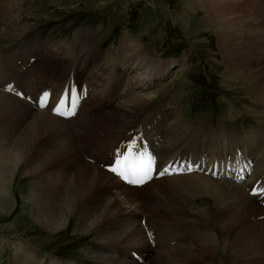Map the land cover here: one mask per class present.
Listing matches in <instances>:
<instances>
[{"label": "rangeland", "instance_id": "rangeland-1", "mask_svg": "<svg viewBox=\"0 0 264 264\" xmlns=\"http://www.w3.org/2000/svg\"><path fill=\"white\" fill-rule=\"evenodd\" d=\"M221 1L233 4V11L223 16L216 15L215 11L209 10L210 0H0V52L4 49L18 51L16 49H22L21 47H30L28 53L17 59V70L14 68L15 74L11 70L8 81L20 89L23 98L7 89L6 92L27 102L31 88L36 83L49 82L57 96L67 79L74 78L78 83L86 81L90 91L88 90L76 114L65 119L66 128L74 143L77 141L75 145L80 154L78 156L82 157L80 160L86 161L85 163L92 161L97 169L103 171L106 170L97 162L103 160L104 164L110 159L107 155L117 147V143L127 140L130 137H126L130 133L128 131L133 129L132 134L137 130H144L146 137L147 134L153 135L148 131L150 127L151 130L156 129L158 140L159 136L162 140V135H173L174 131L188 139L194 135L190 131L194 121L198 122L199 130L208 131L221 123L230 128L229 135L235 133V136L243 137L250 133V137L255 130L264 131V0ZM230 36L239 41L238 47H242L240 51L246 53L247 59L241 62L240 67H252L254 74H240L238 69L241 68L236 66L231 70L227 69L228 61L233 57L231 52L227 53L229 50L222 41ZM133 43L142 50L145 47L151 58L159 59L160 69L172 60H179L182 66L173 72L169 67L171 70H168L164 78L144 89L133 88L134 94L138 92L152 95L142 104L124 108V104H119L124 98L131 96H124L127 92L125 85L131 83V77L139 81V75H143V66L130 71L122 60L134 48ZM4 53L2 55L6 54ZM257 119H261L263 124L259 126ZM103 121H106L104 125L110 123L111 129L114 128L109 134H106L109 131L99 125ZM155 137L153 136L154 143L158 146L159 141ZM6 143L2 136L1 150L6 149ZM253 148L258 151L262 146ZM261 159H264V151L252 157L255 163L253 174L239 184L261 176V168L264 170V166L258 164ZM257 164L259 168L256 167ZM23 165L15 172L11 183L7 184L5 197L0 199V237L3 238L0 244V264H8V241L13 242L14 239H27L45 252L57 250V256L61 260L85 257L84 248L95 242V236L102 233L95 227L89 230L79 229L75 217H70L59 230L46 229L36 223L30 215L32 199L28 196L33 181ZM75 169L74 167L72 171L75 172ZM170 176L160 177L164 181L153 185L148 184L150 181L141 186L128 185L133 189L132 194H137L124 203L136 212L135 228L133 225V234H125V238L122 236L118 243L122 249L142 255L144 261L140 260L141 263L138 264H150L155 259L165 261V251L177 252L175 248L178 245L182 247L183 240L191 241L205 227H215V202L203 194L183 196L178 202H171L165 189V177ZM146 184L150 188L158 187V190L151 194ZM246 193L253 204L251 202L244 205L242 202L237 210L227 212H241L235 227L248 225L260 228L256 231L251 228L244 230L249 241L261 248L257 250V255L252 254L247 258L264 260V207L257 202L255 196H249L247 190ZM118 198L123 201L121 196ZM155 201L160 203L159 206L155 205ZM107 215L104 214V218H101L103 226L109 221L103 220ZM165 220L167 223H164ZM166 226L170 228H165ZM214 230L219 232L216 228ZM149 233L155 235L153 244L149 242ZM180 235L182 238L178 239ZM199 246L201 244L197 247ZM223 246L219 239L213 256L208 257L206 264H224L229 249L222 248ZM171 247L175 248L170 250ZM174 261L172 264L183 263V260Z\"/></svg>", "mask_w": 264, "mask_h": 264}, {"label": "bare ground", "instance_id": "bare-ground-1", "mask_svg": "<svg viewBox=\"0 0 264 264\" xmlns=\"http://www.w3.org/2000/svg\"><path fill=\"white\" fill-rule=\"evenodd\" d=\"M210 1L209 10L215 11L216 15L223 16L234 9V5L231 3L228 4L227 2L221 0ZM222 38L225 39L224 37H221V39ZM223 42H225L226 48L229 50L227 53L230 54L231 52L233 57L232 60H230L231 58H228L229 64L227 69L231 70L233 66L241 68V62L247 59V57L245 52L240 51L242 47H238L239 41L230 36L222 41V43ZM133 45L135 46L131 52L124 55L125 57L122 60L126 62V64H123L130 71L137 69L138 66H143V75H139V81H135V77H131V83L125 85L127 92L124 96H131L124 98V103L121 102L119 104V106L124 104V108L129 105L142 104L152 95L151 93L139 94L138 92V94H134L132 90L133 88L137 87L144 89L145 87L154 84L156 80L164 78L165 74H168V70L172 69L173 72L182 66V63L179 60H172L167 62L166 66L163 65L160 69L159 63L161 62L159 59L151 58V56L145 51V47L144 50H142L137 44L133 43ZM21 48L22 49H16L18 51H7L4 49L2 52L6 51V54L3 52L5 55H2L3 53L0 52V60L2 59L0 62V137L2 138L3 136L5 141H7L6 149L2 148L3 150H1L2 145L0 144V199L2 200V198L5 197L8 187L7 184L11 183L15 172H17L21 164H24L23 169L26 173H28V175H30L33 181L32 189H30L31 191L28 196L32 199L30 201V215L36 223L41 224L43 227H46V229L59 230L64 227L70 217H75L79 229L89 230L90 228L95 227L97 231L102 233L104 236L102 234L95 236V242H90L91 245L84 248L83 252L86 254L85 257L68 260L59 259L57 256V250L55 252H45L27 239H14L13 242L8 241V245L10 246L8 264H138L141 263V261L143 262L144 258H142V255L138 253L141 261L134 260L132 258L133 251L131 252L127 249H122L118 243L122 236L131 232V228H135L134 222L136 220V212L132 211L133 208L130 210L127 206H125L126 204L124 205V203L133 199V189L131 190L128 185H125L112 173L97 169L94 162L91 161L90 163H85L86 161L82 162L80 160L82 157H79L80 154L78 153L79 151L75 145L77 141L74 143L69 134L70 131L68 133L65 119H61V117L58 118V116L51 114L48 107L44 109H37L28 98L29 96L27 97L28 99H26L27 102H25L19 99L23 98V96H17L13 93L15 96L19 97L17 98L9 92H6V89H4L5 84L9 81V74L11 70H13L14 74V68L17 70V59L28 53L30 50V47ZM251 61L253 62V59H251ZM112 65H115V63ZM243 72L245 74L255 73L252 67L238 69V73L243 74ZM69 79H67V82ZM66 83H64V85ZM116 84L119 85V82ZM43 88H50L54 95L52 86L49 82L45 81H42V83H36L31 88V95H33L36 90L37 93ZM257 121L259 126L263 124V122H260L262 121L261 119H257ZM105 122L106 121H103L102 123H99V125L106 131H109L106 132V134H109L114 128L111 129L112 125H110V123L104 125ZM192 123L194 125L190 127V131L191 133L194 132V135H191L188 139L183 138L180 132L174 131L173 135H162V140H159L158 147H153L152 143V147L155 150L159 163L165 162L169 158L176 155H189L193 158L198 157L199 155H204L209 159L224 161L227 158L232 159L235 153H237V150H239L243 156L248 157V155H252L251 157L249 156L252 159L255 154H259L260 152L263 153L264 151V131L262 130L253 131L250 137V133H247L248 136L244 135L242 137L235 136V133L229 135L230 128L222 125L221 123H219L214 129H210L208 131L199 130L197 128L198 122L192 121ZM90 124L91 123H89V125ZM151 132L153 133L152 136H154L156 135L157 130L152 129ZM196 132H198V134ZM87 136H85V138ZM253 146L255 149H258L260 146H262V148L261 150L255 151ZM110 156H112V152L110 153ZM263 163L264 159H261L258 164H262V166H264ZM258 164L256 167H258ZM74 167L76 168L75 172L72 171ZM258 168L255 169L257 170ZM261 171L260 175L264 177L263 168H261ZM256 172L257 171L254 173L256 174ZM257 175H259L258 172ZM163 181L164 180L162 178L152 179L148 182V184L153 185V183H160ZM245 185L246 183L239 184L231 180L214 178L210 175L197 172L165 177V189L171 202H178L183 196L194 197L198 194L206 195L207 199L215 202L216 210L214 212L215 217L213 220L215 221V227H205V230L200 231V235L198 236L197 234L194 235L191 241L183 240L182 247L179 245L177 249L175 247H171L170 250L175 248V250H178L177 252L165 251V261L162 259H155L152 261L150 260L151 263L156 262V264H172L174 260H183L182 264H206L208 257L213 256L218 240L220 239L224 245L222 248L226 247V249H229L226 254L227 258L224 259V264H264L263 259L253 260L247 258L252 254L257 255V250H260L261 248L255 243L250 242L244 233V230L248 228H251L254 231L260 228L248 225L235 227L237 225L234 226V224L239 222L238 219L241 212H227L232 209L237 210L242 202L244 205H249L251 202V204H253V200L250 199L251 197L248 198L247 196ZM146 188L148 189L150 187H147L146 184ZM157 190L158 187L152 186L150 188L151 194L155 193ZM136 195L134 196L136 197ZM118 196H121L123 201H120ZM156 196L159 195L157 194ZM202 197L203 196L200 198ZM195 198H198V196ZM135 203L136 202H134V204ZM159 204V202L155 201V205L159 206ZM218 206L220 208H217ZM249 207L251 208V206ZM104 214L108 215L103 220H109L105 226L102 225L103 221L101 220V218H104ZM169 216L167 218H169ZM160 223L161 222L158 224L160 225ZM164 223H167V221L165 220ZM165 228L170 227L166 226ZM215 228L219 231L218 233L215 232ZM105 232H110L111 234H105ZM138 232L139 231H137V234ZM137 234L135 236H137ZM172 234L174 235V233ZM181 236L182 235H180V238L178 239H181ZM184 236L185 235H183V237ZM123 238H125V236ZM167 238L169 239L170 237ZM171 238H173V236ZM2 242L3 238L1 239L0 237V244ZM149 242L152 243L153 241L150 239ZM166 242L167 241H165V243ZM137 244L140 245L138 242ZM199 244H201V246L197 247ZM134 246H136V244H134ZM141 247L144 246L142 245ZM154 254L156 256V253Z\"/></svg>", "mask_w": 264, "mask_h": 264}, {"label": "snow or ice", "instance_id": "snow-or-ice-1", "mask_svg": "<svg viewBox=\"0 0 264 264\" xmlns=\"http://www.w3.org/2000/svg\"><path fill=\"white\" fill-rule=\"evenodd\" d=\"M49 93L44 92L40 99V106H47ZM65 98L61 97L59 103L53 108V111L58 115L70 116L74 112L68 111L64 108ZM75 103H73V108ZM154 157L149 153L134 154L132 151L126 153L122 158H117L115 165L111 167L113 173L118 174L125 180L132 184H143L151 179V172L153 170ZM191 170L190 168L188 169ZM167 169L164 170L166 172ZM164 172L160 174L163 175Z\"/></svg>", "mask_w": 264, "mask_h": 264}]
</instances>
